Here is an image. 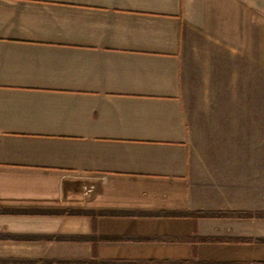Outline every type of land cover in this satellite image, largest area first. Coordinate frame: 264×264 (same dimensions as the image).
Listing matches in <instances>:
<instances>
[{
	"label": "crops",
	"instance_id": "obj_1",
	"mask_svg": "<svg viewBox=\"0 0 264 264\" xmlns=\"http://www.w3.org/2000/svg\"><path fill=\"white\" fill-rule=\"evenodd\" d=\"M199 100L259 147L264 0H0V264H264Z\"/></svg>",
	"mask_w": 264,
	"mask_h": 264
},
{
	"label": "rangeland",
	"instance_id": "obj_2",
	"mask_svg": "<svg viewBox=\"0 0 264 264\" xmlns=\"http://www.w3.org/2000/svg\"><path fill=\"white\" fill-rule=\"evenodd\" d=\"M203 88L206 90L204 97H210V100L206 99L205 105L208 111L209 109H215L217 106L219 107L220 104H222L220 107L225 106L226 101L219 100V95L208 93L209 87L207 88V85ZM199 89H201V86H199ZM201 94V92L198 93L199 98L202 97ZM221 98H223V95ZM198 104L202 109L195 110L196 112L191 118L193 143L203 156L216 158L215 167L223 174V176L217 177L218 188L220 191L227 193L226 201L230 202L231 206L238 208L264 205V188L262 190V187L260 189L257 186V182H264V166H259L257 163L240 164L244 156L254 158V160L248 162H256L258 158H264V133H259V138L261 137L262 141L258 139L259 142L261 141L258 148L254 150L240 149L239 142L241 140L246 145L257 144L258 142L252 139L254 136L249 132L237 131L235 127L230 126L234 120L225 116H214L213 113L207 115L205 112L208 111H204L206 109L204 107L205 103L199 100ZM247 152H249L248 155Z\"/></svg>",
	"mask_w": 264,
	"mask_h": 264
},
{
	"label": "trees",
	"instance_id": "obj_3",
	"mask_svg": "<svg viewBox=\"0 0 264 264\" xmlns=\"http://www.w3.org/2000/svg\"><path fill=\"white\" fill-rule=\"evenodd\" d=\"M221 215H231V216L246 217V216H249L251 214L248 213V212H225V213H223Z\"/></svg>",
	"mask_w": 264,
	"mask_h": 264
}]
</instances>
